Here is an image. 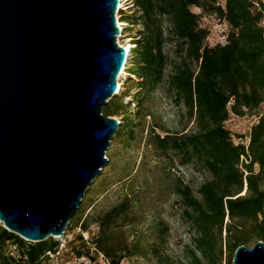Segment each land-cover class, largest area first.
Returning a JSON list of instances; mask_svg holds the SVG:
<instances>
[{"label":"trees","instance_id":"1","mask_svg":"<svg viewBox=\"0 0 264 264\" xmlns=\"http://www.w3.org/2000/svg\"><path fill=\"white\" fill-rule=\"evenodd\" d=\"M219 2L131 0L132 10L121 13L123 35L133 45L125 69L127 81L122 86L127 90H120L102 108L104 117L121 116L113 140L125 138L129 147L136 134L145 135L144 145L152 148L166 167L192 166L209 175L197 196L176 180L175 196L194 234L189 264H223L224 252L231 260L235 250L250 239L264 245V110L259 113L264 106V4L260 0ZM192 8L226 24L225 44L207 46L208 32L200 27V17ZM134 28L138 29L135 36L124 33ZM166 44L172 46L173 59L166 52ZM132 89L133 98L123 104ZM158 91L184 108L193 131L171 133L156 121L149 101ZM131 104L136 108L132 114ZM246 113L256 114L257 122L250 129L247 145L241 137L235 144L225 123L230 115L243 117ZM139 165L122 183L138 171ZM131 195L125 194L105 211L97 212L91 206L93 212L80 223L75 220L83 216L84 196L68 227L76 222L74 228L80 227L84 233L95 225L97 233L90 245L107 264H121L143 252L152 257L153 264H174L165 250L169 231L163 222L155 224L156 242L148 250L130 240L139 223ZM78 241L81 248L71 251L79 258L91 259L87 242L81 236ZM59 246L53 239L27 243L0 225V264H48L46 254Z\"/></svg>","mask_w":264,"mask_h":264},{"label":"water","instance_id":"2","mask_svg":"<svg viewBox=\"0 0 264 264\" xmlns=\"http://www.w3.org/2000/svg\"><path fill=\"white\" fill-rule=\"evenodd\" d=\"M119 0H0V225L27 243L61 241L107 164L119 122L102 108L129 59ZM231 264H264V245Z\"/></svg>","mask_w":264,"mask_h":264},{"label":"rangeland","instance_id":"3","mask_svg":"<svg viewBox=\"0 0 264 264\" xmlns=\"http://www.w3.org/2000/svg\"><path fill=\"white\" fill-rule=\"evenodd\" d=\"M223 1L220 0L219 3L223 5ZM260 1L264 4V0ZM131 10L130 7L129 11ZM191 11L200 17V27L208 32L206 40L207 46L214 47L225 44L229 30L224 22L218 20L215 16L201 14L200 10L196 8H192ZM122 21L130 22L126 18H123ZM138 29L141 30V27H138ZM138 29H127L124 33H128L129 35L127 36H135ZM127 39L128 37L119 39V43H131ZM165 49L169 58L173 59L172 46L166 44ZM126 81L127 78L122 77L119 85ZM126 90L122 87L121 92H125ZM134 94L135 89L130 90V98L123 99L122 103L126 104L129 102ZM113 99L114 97L111 100ZM149 106L156 121L168 130V132L180 133L182 131H193L194 126L188 122L187 117L184 115V108L181 105H177L172 97L163 95L161 91H158L150 99ZM135 110V106L131 104V114ZM263 110L264 106L261 107L259 113ZM255 115L253 113H246L243 117L229 116V119L225 123V128L230 132L235 144L240 143L238 137H241L242 143L247 145L250 129L257 122ZM113 118L118 122L121 120V116ZM144 138L145 135L141 137L139 133L136 134L135 142L131 143L129 147L125 138L116 140L112 138L105 156L108 161L107 165L90 185L89 188H93V190L86 191L84 195L85 210L83 216L76 218L75 221L77 222L78 219L82 223V221L86 220L87 216L93 212L90 211L91 206L94 205V210L97 212L105 211L117 204L125 194L131 192L132 199L135 203V214L139 218V223L133 228L130 240H136L143 251L148 250L151 244L156 242L155 224L157 222H163L169 231L166 237V253L173 260L174 264H189V248L192 246L194 234L184 220L180 201L175 196L176 180L179 179L197 196L198 188L203 182L209 179V175L192 166L177 167L175 165V167H172L168 165L166 167L167 163H164V160L159 158L152 148L144 145ZM139 162L138 171L133 173L128 181L122 183L121 180L131 170L135 169ZM254 171L255 173L258 172L257 166L254 167ZM105 189H109V191L104 193ZM76 222L72 224V227L66 228L63 239L58 241L60 244L63 241L65 243V249L61 253V259L69 261L70 254L73 252L71 249L76 250L81 248L78 241V236H81L87 242L86 246L90 248L89 254L91 259L86 258V264H107L104 260L100 261V254L95 253L90 245V241L97 233V227L90 225L87 232L82 233L80 227L74 228ZM222 237H224V233ZM255 241V239H250L245 246L251 248L255 244ZM143 253L144 256L124 260L121 264H153L152 257L147 254L146 256L145 252ZM73 254L75 255V253ZM223 264H231L230 257L225 252L223 255Z\"/></svg>","mask_w":264,"mask_h":264},{"label":"built area","instance_id":"4","mask_svg":"<svg viewBox=\"0 0 264 264\" xmlns=\"http://www.w3.org/2000/svg\"><path fill=\"white\" fill-rule=\"evenodd\" d=\"M131 0H119V4H118V13H116L115 15V19H116V27L120 30V34L117 37V44L119 47H124V45L126 44H121L119 43V39H123L125 37V35H123V31L125 26H123L124 23L121 22V13L123 12H128L129 11V5L131 4L130 2ZM130 40V39H127ZM129 43V42H127ZM130 58V57H129ZM65 249V243L64 241L60 244L59 248L56 251H50L46 254V258L48 260V264H86V258L87 257H77L76 255L73 254V252L70 254V259L69 261H64L61 259V253L62 251ZM13 249L10 248L9 252H12ZM100 261H105L107 263V261L105 260V258L100 254ZM103 263V262H102Z\"/></svg>","mask_w":264,"mask_h":264},{"label":"bare ground","instance_id":"5","mask_svg":"<svg viewBox=\"0 0 264 264\" xmlns=\"http://www.w3.org/2000/svg\"><path fill=\"white\" fill-rule=\"evenodd\" d=\"M123 26H125V25L123 24ZM123 48H124V51L126 53V58L129 59V57L131 55V50L133 48L132 43H126ZM121 77H125V79L128 77V74L126 73L125 70L121 73ZM119 82H117L118 93L120 92L122 86H124V83H125V82H123V83H121V85H119Z\"/></svg>","mask_w":264,"mask_h":264}]
</instances>
